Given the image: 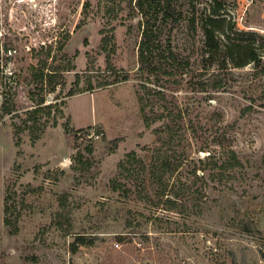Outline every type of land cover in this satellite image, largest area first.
Segmentation results:
<instances>
[{
  "label": "rangeland",
  "instance_id": "374dc122",
  "mask_svg": "<svg viewBox=\"0 0 264 264\" xmlns=\"http://www.w3.org/2000/svg\"><path fill=\"white\" fill-rule=\"evenodd\" d=\"M224 5L236 26L264 34V0ZM143 21L136 0H0V264H264V82L250 65L232 68L228 89L211 98L185 86L175 92L199 139L165 192L139 200L136 187L148 177L138 173L124 181L133 191L111 188L132 167L127 159L148 165L160 143L159 123L147 128L137 94ZM191 27L183 20L171 30L190 53L202 37ZM40 71L57 72L61 84L43 91L52 107L24 128L25 111L42 95ZM219 139L245 168L223 182L199 177L215 162L211 152L222 156ZM79 153L82 172L72 169ZM6 197L13 230L4 223Z\"/></svg>",
  "mask_w": 264,
  "mask_h": 264
},
{
  "label": "trees",
  "instance_id": "16d2710c",
  "mask_svg": "<svg viewBox=\"0 0 264 264\" xmlns=\"http://www.w3.org/2000/svg\"><path fill=\"white\" fill-rule=\"evenodd\" d=\"M136 2L144 19L138 47L137 94L147 128L159 123L155 132L160 137V143L153 148L154 154L148 165L143 159L135 157L127 159L128 162L134 161L129 163L132 166L129 168L125 161L120 162L119 168L122 172L126 168L128 172L125 171L123 181L119 176L112 178L110 185L116 191H133L134 188L128 187V183L124 181H130V178L135 177L137 173L142 174L143 178L148 177V182L141 183L136 190L139 194L138 199L145 201L151 198L150 193L165 192L170 179L183 164L181 162L188 158V145L190 146L192 142L190 140L199 139L196 126L192 123L189 113L187 115L184 112L175 92L185 86L190 91L207 92L208 98H211L212 92L228 89L226 75L232 74V68H244L249 65L256 78L264 82V34L236 26V22L225 15V0H210L208 5L203 7L193 4L192 8L186 7L184 3L181 4L180 0H136ZM183 20H187L192 29L195 31L199 29L202 34L200 45L192 53L178 47L171 34V30ZM167 27H169L168 33L164 31ZM213 67L217 73H212L213 76L208 75V70ZM57 74V72L47 74L44 71L39 72L36 80L42 95L36 103V108L25 111V118L22 121L24 128L29 127V120H33L35 126V114L42 109L52 107L50 104H44L46 101L43 91H55L57 84L60 83L58 78L60 75ZM104 79L105 81L95 86L89 84L86 88L72 89L69 94L74 95L127 80L129 73L123 74L122 79ZM257 96L263 101L264 106V89ZM253 106L254 103L249 104L243 111L250 112ZM57 109L59 110L58 107ZM4 113H11V109L5 108ZM217 144L224 148L222 156H216L211 152L207 158L215 162L209 169H202L204 173L201 176L197 175L199 168L194 167L191 173L195 177L204 178L212 173L217 176V181L223 182L236 176V173L242 174L245 171L244 163L233 146L226 144L222 139H219ZM86 148L92 151L93 144H87ZM200 150H208V146L204 145ZM178 155H181L179 157L181 161L176 158ZM81 156L82 154L79 153L72 165L75 171L82 172L84 169L85 161L83 162ZM5 201L4 223L13 230L8 218L7 197ZM76 239V242H85L82 235H77Z\"/></svg>",
  "mask_w": 264,
  "mask_h": 264
},
{
  "label": "crops",
  "instance_id": "0c3cea01",
  "mask_svg": "<svg viewBox=\"0 0 264 264\" xmlns=\"http://www.w3.org/2000/svg\"><path fill=\"white\" fill-rule=\"evenodd\" d=\"M1 215H2V204H1V210H0V225H1Z\"/></svg>",
  "mask_w": 264,
  "mask_h": 264
}]
</instances>
